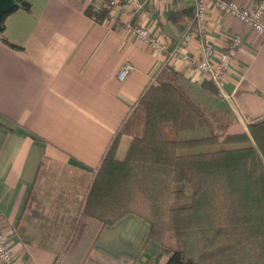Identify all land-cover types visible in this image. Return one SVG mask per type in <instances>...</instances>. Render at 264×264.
Returning a JSON list of instances; mask_svg holds the SVG:
<instances>
[{"label": "crops", "instance_id": "1", "mask_svg": "<svg viewBox=\"0 0 264 264\" xmlns=\"http://www.w3.org/2000/svg\"><path fill=\"white\" fill-rule=\"evenodd\" d=\"M23 1L29 10L8 13L0 35L22 47L11 50L0 40V224L14 258L19 264H164L141 218L126 214L101 227L80 211L117 135L115 157L124 156L128 118L159 71L171 68L192 85L203 81L183 61L165 63L163 54L127 36L125 25L174 42L186 21L175 23L173 15L194 0H137L140 8L132 0ZM111 2L116 9L102 24L84 13L89 4ZM206 17V31L193 36L187 54L199 59L203 47L217 53L231 35L240 37L220 94L235 115L227 133L247 132L264 116V36L212 7ZM124 63L132 70L119 81ZM90 222L96 230L80 255Z\"/></svg>", "mask_w": 264, "mask_h": 264}, {"label": "trees", "instance_id": "2", "mask_svg": "<svg viewBox=\"0 0 264 264\" xmlns=\"http://www.w3.org/2000/svg\"><path fill=\"white\" fill-rule=\"evenodd\" d=\"M29 7L15 0L8 13ZM109 11V4H89L84 13L102 24ZM192 11L177 12L173 20L185 26ZM234 121L212 82L192 85L162 68L128 118L124 156L115 157L118 135L107 148L80 217L101 227L126 214L141 218L164 264H264V116L247 132L228 134Z\"/></svg>", "mask_w": 264, "mask_h": 264}, {"label": "built area", "instance_id": "3", "mask_svg": "<svg viewBox=\"0 0 264 264\" xmlns=\"http://www.w3.org/2000/svg\"><path fill=\"white\" fill-rule=\"evenodd\" d=\"M81 1V0H73ZM95 2L96 0H88ZM136 8H140L136 1ZM253 5L246 6L237 0H194L192 16L185 24L176 41L170 42L150 33L149 29L139 25L126 24L124 31L127 36L145 44L154 53H161L165 63L171 58H177L186 63L188 70L200 74L203 80L212 82L219 91L222 89L225 75L234 61L241 39L238 35H231L223 51L215 53L209 46L202 48V57H189L186 51L188 44L195 34H202L207 29V9L212 7L224 15L229 16L264 36V0H254ZM110 10H115L114 2L109 3ZM132 66L128 63L121 65L116 78L123 81L131 72ZM154 80V79H153ZM0 264H19L14 258L8 244L6 233L0 224Z\"/></svg>", "mask_w": 264, "mask_h": 264}, {"label": "rangeland", "instance_id": "4", "mask_svg": "<svg viewBox=\"0 0 264 264\" xmlns=\"http://www.w3.org/2000/svg\"><path fill=\"white\" fill-rule=\"evenodd\" d=\"M219 147H222V146H220V145L215 146V148H219ZM95 230H96V222H90V225H89V228L86 232V235L84 236V238L81 242V249L79 251L80 255L83 254V252H85V250L87 249V246H89V244L92 240L93 232H95ZM166 242L169 246L175 248L174 237L172 234H167Z\"/></svg>", "mask_w": 264, "mask_h": 264}, {"label": "water", "instance_id": "5", "mask_svg": "<svg viewBox=\"0 0 264 264\" xmlns=\"http://www.w3.org/2000/svg\"><path fill=\"white\" fill-rule=\"evenodd\" d=\"M13 5V0H0V35L2 31L3 16L7 14Z\"/></svg>", "mask_w": 264, "mask_h": 264}]
</instances>
